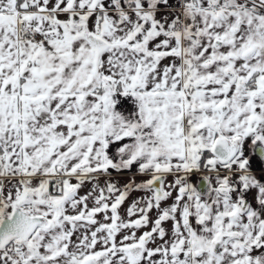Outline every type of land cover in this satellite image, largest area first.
Masks as SVG:
<instances>
[{
  "label": "snow or ice",
  "instance_id": "obj_1",
  "mask_svg": "<svg viewBox=\"0 0 264 264\" xmlns=\"http://www.w3.org/2000/svg\"><path fill=\"white\" fill-rule=\"evenodd\" d=\"M0 264H264V0H0Z\"/></svg>",
  "mask_w": 264,
  "mask_h": 264
}]
</instances>
